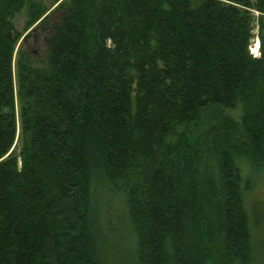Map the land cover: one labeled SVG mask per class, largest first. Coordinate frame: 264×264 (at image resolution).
Masks as SVG:
<instances>
[{"label": "trees", "instance_id": "16d2710c", "mask_svg": "<svg viewBox=\"0 0 264 264\" xmlns=\"http://www.w3.org/2000/svg\"><path fill=\"white\" fill-rule=\"evenodd\" d=\"M23 8L0 0V264H255L264 0H61L41 67Z\"/></svg>", "mask_w": 264, "mask_h": 264}, {"label": "rangeland", "instance_id": "374dc122", "mask_svg": "<svg viewBox=\"0 0 264 264\" xmlns=\"http://www.w3.org/2000/svg\"><path fill=\"white\" fill-rule=\"evenodd\" d=\"M61 0L57 2H52L51 0H45V4L47 6V11L45 14L38 19L34 24L31 26H27V14L26 9L23 8L18 14L15 15L13 19V27L14 32L19 35V40L17 41V44L14 49V61L16 58V53L18 49L25 50L31 59L33 60L34 67H41L46 60L45 57V48H44V39L45 36L43 33L40 32V29L38 28L39 23L42 19L50 12L53 11L58 3ZM63 1V0H62ZM65 1V0H64ZM261 22L263 23V32H264V17L260 18L258 20V14H255V23H254V29H253V38L250 40V46L249 51L252 53L253 56H258V54H254L252 45L255 43L256 39H258V33L260 29ZM252 49V50H251ZM13 85H14V104H15V114H16V120L18 122L17 126V132L16 137L19 134L20 126H19V102L17 99V80H16V68L14 66L13 69ZM230 114L236 115V112H229ZM15 146H18L17 141L15 140L14 148ZM18 151V149H16ZM259 175V174H258ZM253 199L256 200L262 207V210H264V178H262L260 181L257 182V185L255 186L254 191L247 197V206L250 208L253 205ZM257 205V204H256ZM256 209L254 211V214H252V219L256 223V220L261 223V228L253 224V231L255 237H259V243L257 246V260L255 264H264V214H261V210L259 206H256ZM124 225V220H122L119 217V214H115L112 219V228L115 230L114 236L109 239V242L112 243V245H116L119 243L120 240V232L122 230V227Z\"/></svg>", "mask_w": 264, "mask_h": 264}, {"label": "bare ground", "instance_id": "6f19581e", "mask_svg": "<svg viewBox=\"0 0 264 264\" xmlns=\"http://www.w3.org/2000/svg\"><path fill=\"white\" fill-rule=\"evenodd\" d=\"M252 47H253L254 54H258V51H259V41L257 39H256L255 43L252 45Z\"/></svg>", "mask_w": 264, "mask_h": 264}, {"label": "water", "instance_id": "95a60500", "mask_svg": "<svg viewBox=\"0 0 264 264\" xmlns=\"http://www.w3.org/2000/svg\"><path fill=\"white\" fill-rule=\"evenodd\" d=\"M4 111H5L6 113H9V110H8V109H5ZM18 165H19V164H18Z\"/></svg>", "mask_w": 264, "mask_h": 264}]
</instances>
